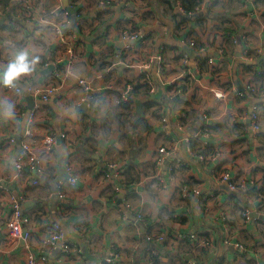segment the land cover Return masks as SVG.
<instances>
[{"label": "clouds", "instance_id": "clouds-1", "mask_svg": "<svg viewBox=\"0 0 264 264\" xmlns=\"http://www.w3.org/2000/svg\"><path fill=\"white\" fill-rule=\"evenodd\" d=\"M87 2L77 0V8ZM125 5L126 0H95L87 18L92 20L96 12L105 14L103 22L95 25L103 37L95 50L110 48L111 56L104 62L98 55L92 63L72 56L70 47L64 51L70 40L79 38L80 19L70 0H2L0 4V143L4 145L0 188L16 208L10 222L0 226V232L9 233L12 245L6 253L0 248L4 255L10 257L12 251L24 248L31 262L34 248L51 259L66 239L81 238L78 229L87 223L90 231H84L89 236H103L100 246L89 250L93 259L97 264L100 260L114 264L109 241L124 247L129 246L126 238L134 237L137 243L130 247L136 252L151 240L146 235L150 226L154 233L177 227L184 219L178 214L186 207L198 222L192 228L193 240L199 237L205 242L202 246L172 241L165 248L157 245L159 262L211 264L221 249L197 227L210 232L214 220L218 228L220 219L247 217L250 222L253 213L264 215L257 213L259 200L248 194L247 182L253 169L264 168V154L257 152L264 136V20L259 15L264 4L190 0L185 10L177 0L175 12L191 21L178 36L172 14L142 22ZM242 12L249 15L241 16ZM232 20L239 27L229 23ZM221 25L236 29L226 45L227 58L217 38ZM192 29L196 30L193 37L185 39ZM149 33L152 36L146 39ZM198 60L216 66L224 79L197 80ZM245 67L256 71L242 79L237 73ZM189 76L191 84H186ZM41 123L47 125L43 136L37 135ZM234 144L251 147L247 157L251 163L243 158L233 162L230 146ZM130 150L134 152L131 167L120 159ZM86 160L111 161L105 167L106 173L112 171L111 208L107 199L103 207L88 204L100 197ZM217 164L226 170L221 178L214 172ZM29 193L38 194V202L26 199ZM69 195L79 197L78 203L86 205L90 215L75 220L58 216L61 202L71 207ZM209 199L218 210L214 219L209 218L213 209L205 208ZM36 207L43 209L39 219L33 212L28 213L34 217L31 221H21V212ZM101 216L106 222L102 234L97 227ZM22 223L29 227L22 228ZM3 258L0 255V264ZM256 258L264 260V250ZM72 264L89 262L76 256Z\"/></svg>", "mask_w": 264, "mask_h": 264}, {"label": "crops", "instance_id": "crops-1", "mask_svg": "<svg viewBox=\"0 0 264 264\" xmlns=\"http://www.w3.org/2000/svg\"><path fill=\"white\" fill-rule=\"evenodd\" d=\"M179 5L183 7L182 0H178ZM6 3V0H5ZM95 0H88L87 5L85 7H78L77 8V0H70V5L76 10V15L80 19L79 24L77 25L79 38L77 39L78 42L75 44L73 55L77 58H85L87 61L95 63V58L99 55V57L107 62L105 59L106 57L111 56V49L109 48L106 51H100L99 53L95 50L98 45L102 44L103 37L98 36L95 25L97 22H103L104 13L96 12L95 16L92 20H89L87 17L93 11V5ZM257 4H264V0H256ZM0 4H2V0H0ZM177 0H126L125 7L129 12L133 14V16L139 14L140 20L142 22H152L155 21L161 14L164 17H167L169 14H172V19L175 23V30L177 36L181 31L187 28V25L191 22L190 18L185 19L180 17L179 13L175 12ZM131 5V7H127ZM241 16L247 17L249 13L242 12ZM261 20H264V11L259 13ZM131 22V21H129ZM229 23L236 24L239 27V24L236 20H232ZM252 24H256V20L251 21ZM207 25H205V28ZM218 33V40L221 41V48L224 50L223 55L225 58L228 56V47L233 39L236 36V29L230 28L226 25H221L217 29ZM195 29H192L187 32V36L185 39H189L193 37L195 34ZM223 33L220 36V33ZM152 33H149L146 39H150ZM197 43L199 44L200 41L197 38ZM215 43V42H214ZM202 46V45H201ZM69 45L64 47V51H67ZM167 46H163L161 51L162 53L165 51ZM175 51V49H173ZM71 59V57H69ZM219 59L217 63H221ZM224 63L227 62V59L223 61ZM197 72L196 79H209L211 83L213 80L219 78L224 79L223 72L218 69L214 65L208 64L207 60L204 61H197ZM104 66V63H101V67ZM264 67V65H262ZM255 68L245 67L241 68L238 75H241L242 79H247L250 73L255 72ZM186 84H191V76L185 78ZM116 83H119L118 81ZM187 87L185 91H187ZM192 99L196 100V94L193 92ZM47 125L45 123H41L39 128L41 131L37 132V135L43 136L45 133L42 131L46 128ZM66 131H71L70 129ZM71 139H75L72 137ZM3 143H0V151L3 150ZM232 148V155H233V162L237 159L243 158L246 160L247 163H251V160H247V157L251 153V147L244 148L243 145L240 147H236L235 144L230 146ZM257 152L260 154H264V136L260 138V148L257 149ZM134 156L133 151H129L127 157H121L126 163H128L129 167H131L132 157ZM110 160H104L102 162H95V161H85V167L92 173L93 180L97 183L95 185L100 199L97 200H89L88 204H95L103 207V202L105 199L108 200V206L111 208L113 197L115 196L114 191L112 190V184L110 183V178L112 176L111 169H108L107 173L105 172V167L110 163ZM224 163H227L225 161ZM103 165V166H102ZM241 167V173L243 169V165ZM216 176L219 173L226 172V170L220 165L217 164L216 168L214 169ZM134 173L130 172L129 176H133ZM121 177H123V172H121ZM233 180L237 179V176L232 177ZM251 187L249 189V195H255L259 200V203L256 205L257 213H264V168H261L259 165L257 168L252 170V177L247 181ZM198 183H204L203 180L198 181ZM189 191H191L193 185H189ZM83 191V189L81 190ZM208 196L211 197L213 195L212 189L208 187ZM8 195V193L0 188V215H2V219H0V226H6L7 222L9 221L12 208H11V201L5 200L4 198ZM204 193H202V196ZM218 195V194H217ZM236 194H233V198H235ZM31 198L34 202H38V194L29 193L27 198ZM80 198L74 195H69L68 200L71 201V207L68 203H62L61 208L56 209V213L58 216L67 217L69 219L75 220L78 215H90L89 209L86 205H81L78 203ZM227 199V198H226ZM181 204H184V201H181ZM245 207H247V203H245ZM206 209H213L212 215L209 217L210 219H214L218 215V210L216 209L215 203L209 199V201L205 204ZM65 209H70L65 211ZM25 214L28 213H36L35 218L39 219L43 209L41 207L36 208H27L24 210ZM184 219L180 220L177 227H171L168 229L167 232L161 228L157 230L155 233L152 231L151 226L146 235L153 233L154 235H164L167 236L164 242L159 244V248H165L169 246V241L175 242L178 245H185L191 246L194 241L191 239H180L178 234H186V233H193L192 228L198 223L197 221L193 220L191 216L187 214V208H183L182 211L178 214ZM30 221L34 218L28 215ZM204 217H200V220L203 221ZM191 221V225L189 224ZM174 224L177 222L174 221ZM97 227L99 232L102 234L106 231V222L105 217L101 216L99 221L97 222ZM85 229H89L90 226L85 223L80 226L78 230L82 232V236L79 239L69 238L67 239L69 242L67 244V248H61L57 250L53 254V258H49V264H59L60 261H64V264H72L75 260L76 256L83 257L89 264H97V261L93 259L91 252L89 251L93 246L99 247L101 241L103 240V236L100 235L99 237L93 235L89 236V231H84ZM197 232L205 233L206 239L209 241H215V247L221 249L218 254L212 259L211 264H264V260H257V255L261 254V250H264V215H258L253 213L251 216V221L246 217L242 218L241 221H233L228 219H220L218 221V228L214 225L212 230L209 232L207 228L201 226L196 228ZM37 240L39 239L38 236L35 237ZM87 238V244L84 243V239ZM200 245L204 244V240H201L199 237ZM230 240V243H226L225 241ZM127 243L129 246L122 247L120 244H112L109 241L108 247L111 248L112 252L116 253L117 257H120L119 261H116V258L113 259L114 264H160L159 258H155L151 255L150 250L154 244L149 241L143 247H141L136 252L132 251L131 245L137 243L134 237H127ZM236 243H240L243 247H235ZM11 242L9 240V233L7 231L0 232V248L5 250V253L11 248ZM159 253L158 247H156ZM41 251H36L34 248L32 249L31 253L33 254H40ZM3 255V262L2 264H27L26 260L28 257V250L24 248H19L11 252V256L4 255V253H0ZM135 257V259H131ZM105 264L104 260H100L99 263Z\"/></svg>", "mask_w": 264, "mask_h": 264}, {"label": "built area", "instance_id": "built-area-1", "mask_svg": "<svg viewBox=\"0 0 264 264\" xmlns=\"http://www.w3.org/2000/svg\"><path fill=\"white\" fill-rule=\"evenodd\" d=\"M77 42H78L77 39H75V40H70V41H69V47H70V49H71V53H72V55H73V51H74L75 44H77ZM67 51H68V48H67ZM222 51L224 52V50H222ZM222 173H225V172H222ZM217 178H221V173H219V174L217 175ZM229 183H231V181H229ZM10 203H11V202H10ZM11 208H12V214H11V217H10V219H9L8 222H10L11 218H12V217L15 215V213H16V208H15V207H12V205H11ZM246 218H247V217H246ZM20 219H21V221H23V220H29V221H30V218H29L28 215L25 214V211L21 212ZM247 219H248V218H247ZM8 222H7V223H8ZM21 226H22V228H28V227H29L28 224H23V223H22ZM193 235H194V233H186V234H182V233H180V234H178V237H179L180 239H185V238H186V239H191V240H193ZM147 237H151V240H150V241L154 244V247L152 246V248L149 249L151 255H152L153 257H155V258H158V250H157L156 247H157V245H159L160 243H162V242L165 241V240H163V241L160 240V237H164V235H154L153 233H150V234L147 235ZM193 241H194V240H193ZM68 242H69V241L66 239V240L64 241V243H63L62 248L66 249V248H67L66 246H67ZM225 242H226V243H230V240H227V239H226ZM194 243H199V244H200L198 237H197V239L194 241ZM236 245H239V246H240L239 248H242V247H243L240 243H236ZM154 252L157 253V254L154 255V254H153ZM31 255L35 256V260L29 262L28 257H27V260H26V263H27V264H49V257L47 256L46 253H44V252H40V254H38V255L31 253ZM116 256H117V254L113 252V257H112V259L116 258ZM99 264H102V263L100 262Z\"/></svg>", "mask_w": 264, "mask_h": 264}, {"label": "trees", "instance_id": "trees-1", "mask_svg": "<svg viewBox=\"0 0 264 264\" xmlns=\"http://www.w3.org/2000/svg\"><path fill=\"white\" fill-rule=\"evenodd\" d=\"M189 3H190V0H182V5H183V8H185V10L188 9Z\"/></svg>", "mask_w": 264, "mask_h": 264}]
</instances>
